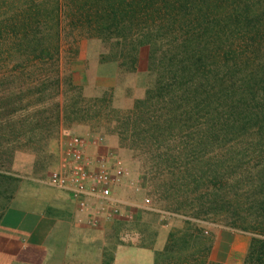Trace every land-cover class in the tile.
Returning a JSON list of instances; mask_svg holds the SVG:
<instances>
[{
    "label": "trees",
    "instance_id": "16d2710c",
    "mask_svg": "<svg viewBox=\"0 0 264 264\" xmlns=\"http://www.w3.org/2000/svg\"><path fill=\"white\" fill-rule=\"evenodd\" d=\"M83 41L121 71L145 66L131 115L168 148L172 203L195 194L197 215L264 239V0H0V181L9 148H36L79 113Z\"/></svg>",
    "mask_w": 264,
    "mask_h": 264
},
{
    "label": "rangeland",
    "instance_id": "374dc122",
    "mask_svg": "<svg viewBox=\"0 0 264 264\" xmlns=\"http://www.w3.org/2000/svg\"><path fill=\"white\" fill-rule=\"evenodd\" d=\"M77 51L76 69L81 73V78L78 77L80 89L77 90L81 96L77 107L79 113L64 121L60 128H44L43 131L51 136L40 146L9 148L13 149V153L9 152L7 164L2 170L8 179L0 181V225L11 208L33 210L34 201L44 199L52 191L46 184L50 175L59 171L66 161L67 141L74 137L89 141L103 137L113 138L118 142V147L108 150L130 170L129 178L122 183L118 193L122 194L119 197L127 204L126 208L132 210L134 219L129 224V220L124 217L121 224L116 226V246H126L132 240H141L143 247L153 250L163 248L183 256H211L217 238L229 234H244L228 228L224 223L214 222L213 218L197 215L202 202L194 200L197 198L195 194L188 196V202L184 206H177L175 201L172 203L171 198L181 186L176 188L179 180L176 170L166 160L168 148L163 147L153 136L148 140L149 137H145L142 131L145 128L140 121L141 115H131L136 111L137 102L144 98L147 84L151 81L146 75L145 66L142 65L140 70L136 101L132 98L134 91L127 87L130 75L127 71L130 70L124 69L123 75L128 76L123 81L122 91L117 93L111 90L99 95L89 90V80L94 75L93 67L98 62H105L102 61L103 58L106 61H112L113 58L107 57L108 48L100 41H83ZM63 93L68 98L72 95L69 87H64ZM115 102L124 103L125 108L115 107ZM52 104L54 103L51 102L48 107L53 108ZM156 153H162L160 159H157ZM182 178L186 180L187 188H191L192 177L182 175L180 179ZM180 183L182 182L179 185ZM146 199L151 201V211L142 209ZM189 200L191 204L188 206ZM207 263L223 264L213 257L209 262L207 258Z\"/></svg>",
    "mask_w": 264,
    "mask_h": 264
},
{
    "label": "crops",
    "instance_id": "0c3cea01",
    "mask_svg": "<svg viewBox=\"0 0 264 264\" xmlns=\"http://www.w3.org/2000/svg\"><path fill=\"white\" fill-rule=\"evenodd\" d=\"M93 70L89 80L91 92L104 95L111 90L122 91L128 75H123L118 64L98 62ZM140 75L141 71L128 77L127 87L134 91L133 101L139 90ZM114 105L125 108L124 103ZM97 138L88 140L87 147L95 169L99 167L97 161L109 158L108 148L118 147L113 138ZM46 185L52 191L44 199L35 200L33 210L13 207L5 216L0 225V264H179L180 260L183 264H208L207 258L209 262L212 257L223 264H264V239L245 234L220 236L211 256H200L195 263L189 262L190 255L143 247L141 240L116 246V226L124 217L132 224V210L123 207L122 218L101 219L94 227L90 225L91 211H81L69 195ZM120 186L115 191L119 199Z\"/></svg>",
    "mask_w": 264,
    "mask_h": 264
},
{
    "label": "built area",
    "instance_id": "2783aa9c",
    "mask_svg": "<svg viewBox=\"0 0 264 264\" xmlns=\"http://www.w3.org/2000/svg\"><path fill=\"white\" fill-rule=\"evenodd\" d=\"M88 144V140L79 137L67 141L66 161L59 171L50 175L47 183L69 195L81 211H91L90 225L96 227L101 219L122 218V208L127 204L115 196V191L129 178L130 170L114 154L97 161L99 167L95 169ZM151 207L149 199L143 201V210L151 211Z\"/></svg>",
    "mask_w": 264,
    "mask_h": 264
}]
</instances>
